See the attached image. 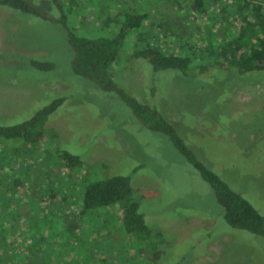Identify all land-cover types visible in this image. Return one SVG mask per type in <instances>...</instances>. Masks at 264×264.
Returning <instances> with one entry per match:
<instances>
[{
	"label": "rangeland",
	"instance_id": "obj_1",
	"mask_svg": "<svg viewBox=\"0 0 264 264\" xmlns=\"http://www.w3.org/2000/svg\"><path fill=\"white\" fill-rule=\"evenodd\" d=\"M26 1L46 17L0 5V124L65 100L49 116L43 142L0 135V264H264V238L227 223L213 188L169 137L72 70L69 32L110 35L120 10L149 13L144 23L158 21L155 32L197 59L205 46L201 16L176 13L165 0ZM243 1L218 0L214 11L234 14ZM216 20L221 37L225 22ZM131 34L116 81L165 112L196 156L264 214V70L209 64L204 73L157 72L130 56ZM58 146L83 166L67 170ZM116 174L130 177L149 236L124 230L120 204L82 212L85 186Z\"/></svg>",
	"mask_w": 264,
	"mask_h": 264
},
{
	"label": "trees",
	"instance_id": "obj_2",
	"mask_svg": "<svg viewBox=\"0 0 264 264\" xmlns=\"http://www.w3.org/2000/svg\"><path fill=\"white\" fill-rule=\"evenodd\" d=\"M165 1L176 13L188 12L195 17L201 16L203 20L201 29L204 33L200 43H205V46L197 59L185 49V46H172V35L155 32L161 27L158 21L144 23L145 19L151 21L149 13H123L120 10L111 15V33H108L110 35L86 36L69 32V43L74 51L72 70L76 75L91 80L102 90L119 97L146 128L167 135L213 188L216 202L221 207L227 223L233 228L264 238V214L196 156L178 134L177 128L165 116V112L163 113L157 105L143 102L130 94L113 76L114 66L118 63L123 44L130 33L132 34L129 42L125 46L127 49L131 45L130 56L143 59L157 72L176 70L191 75L195 71L204 73L209 69V64L220 65L226 70L234 69L240 74L264 70V0H244L238 11L229 15L224 13L226 8L223 7L219 13L214 11L215 6L219 4L218 0ZM0 5L46 17L26 0H0ZM210 19L212 23L206 25ZM216 19H223L225 22L226 27L221 37L214 31L218 21ZM153 26L155 30L152 29ZM187 47L189 49L191 45ZM34 64L43 69L52 66L50 62L38 61ZM64 100L65 97L62 95L56 97L22 122L0 124V135L5 138H22L33 145L43 142L49 135L45 127L47 120ZM56 151L57 159L61 160V165L67 170L83 166L84 160L79 155L61 147ZM134 191L130 177L121 174L88 183L81 197L82 212L120 204L124 230L128 234L140 237L149 236V226L140 211V204L135 199Z\"/></svg>",
	"mask_w": 264,
	"mask_h": 264
}]
</instances>
